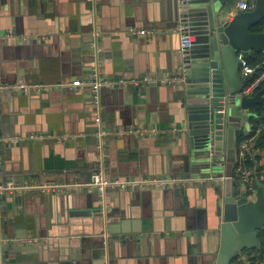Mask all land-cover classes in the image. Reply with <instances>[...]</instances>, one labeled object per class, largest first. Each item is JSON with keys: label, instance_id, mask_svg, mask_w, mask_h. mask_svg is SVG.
I'll return each instance as SVG.
<instances>
[{"label": "crops", "instance_id": "crops-1", "mask_svg": "<svg viewBox=\"0 0 264 264\" xmlns=\"http://www.w3.org/2000/svg\"><path fill=\"white\" fill-rule=\"evenodd\" d=\"M238 1L228 3L229 19ZM175 23L171 0H0V182L20 186L0 193L1 264H48L56 250H83L92 237L109 251L96 259L98 248L89 244L87 264H208L215 257L219 181L186 176L188 112L175 83L120 82L180 77ZM94 71L113 82L98 102L90 85L41 93L1 88L88 80ZM260 131L249 156L264 183ZM15 135L25 139L5 142ZM224 161L245 190L238 156ZM100 163L111 178L172 180L109 187L108 218L70 214L101 203L87 184Z\"/></svg>", "mask_w": 264, "mask_h": 264}, {"label": "water", "instance_id": "water-1", "mask_svg": "<svg viewBox=\"0 0 264 264\" xmlns=\"http://www.w3.org/2000/svg\"><path fill=\"white\" fill-rule=\"evenodd\" d=\"M230 1L171 0L176 27L183 24L195 36L192 45L182 51L180 78L175 82L180 101L188 112L184 134L189 145L186 176L219 181L215 189L221 198L218 210L222 223L215 257L208 264H232L243 251L261 244L259 231L264 229V183L257 178L256 192L249 195L242 191L234 174L225 170L224 161V156H233V152L238 156V132L251 126L255 114L250 111L264 102V88L254 95L241 93L253 75L242 74L240 57L246 58L255 50L264 52V32L251 30L264 19V0H255L253 8L239 10L232 19L228 16ZM96 191L99 206L70 214L108 218V190ZM97 243L92 237L84 242L83 250L75 247L66 252L56 250L48 264H87L89 244L98 248L94 258L103 260L109 246L100 247Z\"/></svg>", "mask_w": 264, "mask_h": 264}, {"label": "built area", "instance_id": "built-area-1", "mask_svg": "<svg viewBox=\"0 0 264 264\" xmlns=\"http://www.w3.org/2000/svg\"><path fill=\"white\" fill-rule=\"evenodd\" d=\"M255 6V0H239L234 11H238L241 9L249 10ZM180 32H181V50H185L188 47H190L195 40V36L188 32L185 25L180 26ZM132 34H143L147 35L150 33V31L146 29H137V28H131ZM242 60V70L243 73L246 74H252V79L247 84L246 87L243 88L242 94L243 95H254L261 83L264 82V70L257 72V69L255 67H252L248 64L247 58L240 56ZM257 72V73H256ZM99 72L94 71L88 80H80L76 79L73 81H70L68 83L66 82H60V83H53V84H46V83H39V82H18L14 84H6L2 85V89H6L9 91H17L20 93H41L44 91H49L54 88H65V87H80L84 88L86 86H91L92 92L94 95V98L96 101H99L100 98V91L101 88L105 85H110L113 83L109 80H103L99 76ZM180 77L175 76H167L162 79H156L152 77H144L143 79H132L130 81L128 80H120V82L124 84L131 83L133 85L139 86L141 83H175ZM96 121L98 123L102 122V117L97 116ZM131 132H134V130H130ZM136 132L142 133L143 131L141 129L135 130ZM105 131L102 129V131L98 132V136L102 137L104 135ZM32 138H45L46 135H37L31 136ZM253 136L246 137L244 140L240 142L238 145V160H239V166H238V175L241 178L245 190L249 193V195H254L257 189V171L256 169H253L251 167H245L242 164L240 165V161L243 162L249 155H250V149L251 144L253 142ZM25 138L15 135V136H9L5 138V142L8 143H18L23 141ZM172 180V178H144V179H125L121 180L119 178H111L108 177L105 172L103 171V163H100L99 170H96L95 173L92 175L91 180L87 183L89 186H92L96 188V190L100 191L101 193H104L109 187H119L123 188L129 185L137 186V185H147V186H163L165 183H169V181ZM177 180V179H176ZM20 187L18 184H15L14 182L9 183H1L0 182V193H5L7 191H13L14 189ZM263 264V263H262Z\"/></svg>", "mask_w": 264, "mask_h": 264}, {"label": "trees", "instance_id": "trees-1", "mask_svg": "<svg viewBox=\"0 0 264 264\" xmlns=\"http://www.w3.org/2000/svg\"><path fill=\"white\" fill-rule=\"evenodd\" d=\"M254 32H264V19L258 24L254 25L251 28ZM248 64L257 69V72L264 70V53L260 50H255L252 54L247 55ZM256 72V73H257ZM264 87V82L260 85L259 89ZM257 115L252 117L250 122L251 130L246 133L244 130L238 132V145L246 137L257 135L259 132V143L264 141V103L259 104L256 108ZM248 156L241 164L245 167L254 168L251 157ZM258 178H260L259 171H257ZM259 239L261 244L258 247L252 249H246L243 253L235 257L232 261V264H262L264 262V229L259 231Z\"/></svg>", "mask_w": 264, "mask_h": 264}, {"label": "rangeland", "instance_id": "rangeland-1", "mask_svg": "<svg viewBox=\"0 0 264 264\" xmlns=\"http://www.w3.org/2000/svg\"><path fill=\"white\" fill-rule=\"evenodd\" d=\"M242 191H244V189H242Z\"/></svg>", "mask_w": 264, "mask_h": 264}, {"label": "bare ground", "instance_id": "bare-ground-1", "mask_svg": "<svg viewBox=\"0 0 264 264\" xmlns=\"http://www.w3.org/2000/svg\"><path fill=\"white\" fill-rule=\"evenodd\" d=\"M262 84V83H261Z\"/></svg>", "mask_w": 264, "mask_h": 264}, {"label": "flooded vegetation", "instance_id": "flooded-vegetation-1", "mask_svg": "<svg viewBox=\"0 0 264 264\" xmlns=\"http://www.w3.org/2000/svg\"><path fill=\"white\" fill-rule=\"evenodd\" d=\"M238 148V147H237Z\"/></svg>", "mask_w": 264, "mask_h": 264}]
</instances>
